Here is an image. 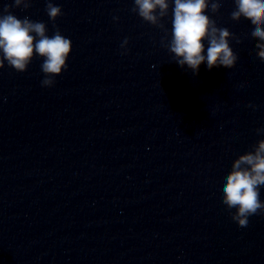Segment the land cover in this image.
<instances>
[{"label":"clouds","instance_id":"9594fccd","mask_svg":"<svg viewBox=\"0 0 264 264\" xmlns=\"http://www.w3.org/2000/svg\"><path fill=\"white\" fill-rule=\"evenodd\" d=\"M33 0H13V4L0 9V69L7 65L18 73L27 71L34 55L44 58L41 70L43 87H52L55 77L66 70L67 60L72 51V41L57 29L49 37L44 22L23 19L13 14L12 8H30ZM171 39L167 40V29L161 23L169 14L170 0H133L131 9L143 21L161 28L166 35L161 41L173 55L174 62L181 68L187 66L193 74H198L200 65L207 64L208 70L223 66L235 67L238 55L234 53L229 41L238 37L227 28L217 27L215 20L205 14L210 8L213 14L219 12L221 0H173ZM235 9L231 12L233 21L244 18L254 26L251 37L258 58L264 62V0H234ZM46 13L55 26V21L63 15L62 9L51 0L46 4ZM114 19H118L114 17ZM167 41V42H165ZM207 41V54L205 52ZM128 39L121 48L127 51ZM255 109V105H248ZM258 135H264V128L256 129ZM223 203L231 213L233 221L241 228L249 224V217L264 214V202L260 199L259 188L264 186V139L253 145V151L240 155L232 164L231 172L225 178Z\"/></svg>","mask_w":264,"mask_h":264}]
</instances>
